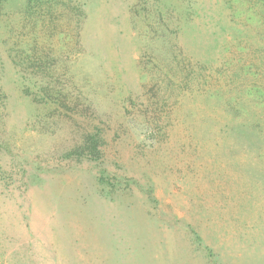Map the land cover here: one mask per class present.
I'll use <instances>...</instances> for the list:
<instances>
[{"label":"rangeland","instance_id":"374dc122","mask_svg":"<svg viewBox=\"0 0 264 264\" xmlns=\"http://www.w3.org/2000/svg\"><path fill=\"white\" fill-rule=\"evenodd\" d=\"M0 97V264H264V0H0Z\"/></svg>","mask_w":264,"mask_h":264},{"label":"trees","instance_id":"16d2710c","mask_svg":"<svg viewBox=\"0 0 264 264\" xmlns=\"http://www.w3.org/2000/svg\"><path fill=\"white\" fill-rule=\"evenodd\" d=\"M1 97H0V101H2V98ZM60 99H61V105L65 106L66 102H68V100H66L67 98L65 97V95L63 96V98H60ZM2 109H4V104H3V102H0V111ZM96 137H98V136H96L95 133L88 134L86 136L85 146H81L80 147V150L83 152L84 149H86L90 153V155H92V156H98L100 152H98V150H97L98 141L96 140Z\"/></svg>","mask_w":264,"mask_h":264}]
</instances>
